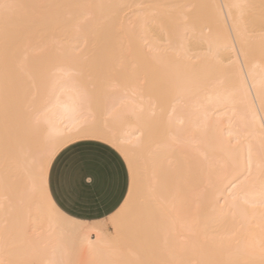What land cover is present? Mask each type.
Returning a JSON list of instances; mask_svg holds the SVG:
<instances>
[{"label":"bare ground","instance_id":"1","mask_svg":"<svg viewBox=\"0 0 264 264\" xmlns=\"http://www.w3.org/2000/svg\"><path fill=\"white\" fill-rule=\"evenodd\" d=\"M4 4L0 228L42 247L24 253L37 264H262L264 0ZM81 140L118 145L131 174L121 205L90 222L50 203L39 178L53 150ZM6 237L0 264H21Z\"/></svg>","mask_w":264,"mask_h":264},{"label":"crops","instance_id":"2","mask_svg":"<svg viewBox=\"0 0 264 264\" xmlns=\"http://www.w3.org/2000/svg\"><path fill=\"white\" fill-rule=\"evenodd\" d=\"M128 188L125 160L113 147L97 140H81L61 148L47 172V190L55 205L66 215L89 222L114 212Z\"/></svg>","mask_w":264,"mask_h":264},{"label":"snow or ice","instance_id":"3","mask_svg":"<svg viewBox=\"0 0 264 264\" xmlns=\"http://www.w3.org/2000/svg\"><path fill=\"white\" fill-rule=\"evenodd\" d=\"M0 6H2L4 8L11 7V5H8V4H4V5H0ZM46 119H47V114L45 112H41V113L37 114V116H36L37 123H40ZM69 131L72 134L68 135L64 140L61 141V143H67V142H70L76 138H83V137H86L89 135V133L86 130V126L77 128L75 130V132H72V130H69ZM93 138L100 139L99 136H95ZM112 147L116 148L118 151L121 152L122 155H124L123 150L118 145L112 144ZM54 156H55V150H53V152L50 155H48L44 160L41 161V166H40V177H39L40 178V185H41V189L43 191V195L46 198L51 196V193L47 190V187H46V183H47L46 172L50 166V161L53 159ZM130 171H131V165H130ZM132 178H133V181H135V174L134 173L132 174ZM232 183H234V182H232ZM229 186H231V183ZM61 194L63 195L64 193L62 192ZM68 195L71 196L72 193L69 192ZM49 202L55 204V201L50 200ZM126 204H127V200H125V205ZM125 205H122V207H124ZM54 264H76V262L71 258H61V259L54 261ZM262 264H264V262H262Z\"/></svg>","mask_w":264,"mask_h":264},{"label":"rangeland","instance_id":"4","mask_svg":"<svg viewBox=\"0 0 264 264\" xmlns=\"http://www.w3.org/2000/svg\"><path fill=\"white\" fill-rule=\"evenodd\" d=\"M130 186H131V174H130V172H129V188H128V191H129V189H130ZM128 191H127V192H128ZM106 222L108 223V226L110 227V230L113 232V229H114V228H113L112 224H111L108 220H106ZM4 229H5V230H4ZM18 229H20V228H18ZM18 229H17V231H19ZM7 230H8V232H12L13 230H15V231H13V232L11 233V235H12V234H13V235H15V234L17 235V234H19V233L27 232L26 229H20V231H19L18 233H15V232H17L15 228H14V229L12 228V230H11L10 228H7V227H6V228H0V231H2V233L4 232V235L0 232V236H2V237L7 236L8 238H7V237H6V238H7L9 241L13 242V243L10 242V243H11V245H10V243H8V240L5 241V243H6V244L8 243V244H7V245L4 244V245H5V247L3 246V247H4V248H3L4 252L11 250L12 252H14V253H16V254L19 253V254H22V255L25 254L24 256H28V254L31 255L32 252L34 251L33 253L36 252L35 254H36L37 256H38L39 254L41 255V252H42V247H41V245H39V247H38V246H36L37 244H36V245H35V244H34V245H31V246H30L29 244H28V245L25 244L26 242H24V241H25L26 238H27V233H25L26 236L23 234V235L26 237V238L24 237L25 240H24V239L22 240V238H21V241H22V244H23V245H22V244H20L21 241H20L18 238H17V239L20 241L19 243H18V240H17V239L14 240V239L16 238V236H13V235H12L13 237H11V235L8 236V232H7ZM21 230H22V231H23V230H26V231H23V232H22ZM30 230H31V229H30ZM30 230H28V231H30ZM28 233H30V232H28ZM6 234H7V235H6ZM17 236L20 238V236H22V235L20 234V236H19V235H17ZM14 237H15V238H14ZM22 237H23V236H22ZM10 238H11V239H10ZM13 238H14V239H13ZM12 239H13V240H12ZM14 243H15V244H14ZM9 245H10V247H9ZM25 245L27 246L26 248H25ZM7 246H8V248H7ZM21 246H23V249H22ZM28 246H30V247L33 246V247H32V248H29ZM19 247H20L21 249H20ZM37 247H38V248H37ZM10 248H11V249H10ZM12 248L15 249L16 252L13 251ZM39 248H40V250H39ZM6 249H7V250H6ZM24 249H25L26 251H25ZM33 249H35V250H33ZM3 250H2V251H3ZM17 250H18V251H21V253L18 252ZM11 251H10V252H11ZM27 251H28V252H27ZM31 251H32V252H31ZM37 251H38L39 254L37 253ZM10 252H7V253L10 254ZM24 252H27L28 254H26V253H24ZM35 254H32V255H33V256H36ZM30 255L28 256L29 259H28L27 257L24 258V256H22V258L20 259V260H21L20 262H19L17 259H16L15 261H14V260H12V261L15 262V263H21V264H33V263L37 264V263H40L41 260H43L42 257L39 258L40 255H39V257H35V258H33V256H31V257H32V258H31ZM38 258H39V259H38ZM27 259H28V260H27ZM24 261H25V262H24ZM22 262H23V263H22Z\"/></svg>","mask_w":264,"mask_h":264}]
</instances>
